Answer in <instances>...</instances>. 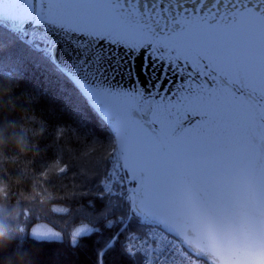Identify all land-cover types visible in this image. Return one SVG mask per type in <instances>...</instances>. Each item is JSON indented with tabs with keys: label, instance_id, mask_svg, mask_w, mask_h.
<instances>
[{
	"label": "snow or ice",
	"instance_id": "obj_1",
	"mask_svg": "<svg viewBox=\"0 0 264 264\" xmlns=\"http://www.w3.org/2000/svg\"><path fill=\"white\" fill-rule=\"evenodd\" d=\"M142 50L140 72L156 80L147 94ZM28 72L70 84L74 110L90 109L111 137L94 193L104 203L68 234L73 248L103 237L95 264H107L124 235L133 264L141 253V264H264V0H0V77ZM68 171L57 159L39 175ZM22 215V235L64 240ZM133 221L155 246L138 247ZM0 227L10 230L3 210Z\"/></svg>",
	"mask_w": 264,
	"mask_h": 264
},
{
	"label": "trees",
	"instance_id": "obj_2",
	"mask_svg": "<svg viewBox=\"0 0 264 264\" xmlns=\"http://www.w3.org/2000/svg\"><path fill=\"white\" fill-rule=\"evenodd\" d=\"M6 85L11 86L12 91L0 105L13 104L15 110L0 106V124L15 128L16 134L23 132L27 145L23 154L12 143L4 148V155L9 159L0 162V180L9 186V206L15 203L20 211L28 210L26 217H19L28 230L46 223L64 234L63 241L27 240L23 249L35 264H95L96 249L103 243V237L73 248L68 234L84 218L83 213H95L104 203L97 200L94 193L102 188L97 181L108 167L105 157L111 149L109 131L90 109L74 110L70 84L28 72L11 82L0 77V87ZM60 129H63L62 135L58 134ZM57 159L69 166L67 175L63 179L53 177L48 182L42 181L39 173ZM48 193L53 199L41 204ZM25 195L34 199L25 200ZM89 201H95L96 207H89ZM55 206L68 207L70 212L67 215L54 213L51 209ZM120 212L116 208L113 214ZM146 227L135 221L127 225L136 235L143 234ZM123 241L124 235H121L120 242L107 257V264H133L121 251ZM142 259L138 255L135 264H141Z\"/></svg>",
	"mask_w": 264,
	"mask_h": 264
},
{
	"label": "clouds",
	"instance_id": "obj_3",
	"mask_svg": "<svg viewBox=\"0 0 264 264\" xmlns=\"http://www.w3.org/2000/svg\"><path fill=\"white\" fill-rule=\"evenodd\" d=\"M11 91V86L6 85L0 87V102H2L4 97ZM0 106H6L13 111L15 110L13 104H4ZM0 128H3V132H0V162L9 159V157L4 155V148L10 143L14 144L15 148L18 149L21 154L25 153L27 145L24 138L16 134V129L11 128L8 124H0ZM11 159L14 160L15 157ZM9 194V186L4 181L0 180V210H3V212L7 214V223L10 229L5 230L3 227H0V264H35V261L31 258L29 253L23 249V243L25 241L34 239L30 231L22 235L15 230L16 219L18 218L17 214L20 212V209L15 203L9 206ZM24 199L30 200L34 199V197L25 195ZM24 211L28 212L27 209H24ZM13 245H15V247H13Z\"/></svg>",
	"mask_w": 264,
	"mask_h": 264
},
{
	"label": "water",
	"instance_id": "obj_4",
	"mask_svg": "<svg viewBox=\"0 0 264 264\" xmlns=\"http://www.w3.org/2000/svg\"><path fill=\"white\" fill-rule=\"evenodd\" d=\"M122 52H123V50H121V54H122ZM58 54H59V52H58ZM142 62H143V50L141 51V53L139 55H137L136 60H135V64H136V73L140 76V87L142 89H144L145 94H147L150 91H154V89L149 87V80H151L152 72L149 71L147 76L142 74L140 72ZM149 67H150V65H149ZM159 75H160V73L156 72L157 79L159 78ZM121 83L124 85L125 88H129L131 86V84H132V81L123 80V81H121ZM151 83L155 84L156 80H151ZM161 87H163V86H161ZM169 87H171V86H169Z\"/></svg>",
	"mask_w": 264,
	"mask_h": 264
},
{
	"label": "built area",
	"instance_id": "obj_5",
	"mask_svg": "<svg viewBox=\"0 0 264 264\" xmlns=\"http://www.w3.org/2000/svg\"><path fill=\"white\" fill-rule=\"evenodd\" d=\"M148 232H149V228H147V230H146V232H145L144 234L137 235V236H139V237L141 238V241H140V243L138 244V247L143 245V241H144V240H147V242H148L149 244H152L153 246H155L154 242L150 239V237H148V235H147ZM139 255L143 258V254H142V253L139 254ZM175 264H180V259H179V257H177V258L175 259Z\"/></svg>",
	"mask_w": 264,
	"mask_h": 264
},
{
	"label": "rangeland",
	"instance_id": "obj_6",
	"mask_svg": "<svg viewBox=\"0 0 264 264\" xmlns=\"http://www.w3.org/2000/svg\"><path fill=\"white\" fill-rule=\"evenodd\" d=\"M37 226H43V227H48V228H52L54 229L53 227H51L50 225L46 224V223H40L38 224ZM55 230V229H54ZM57 231V230H56Z\"/></svg>",
	"mask_w": 264,
	"mask_h": 264
}]
</instances>
